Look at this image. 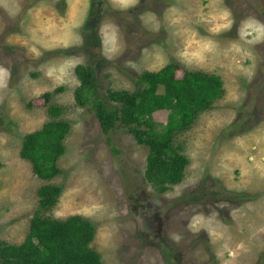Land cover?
Segmentation results:
<instances>
[{
  "label": "rangeland",
  "instance_id": "rangeland-1",
  "mask_svg": "<svg viewBox=\"0 0 264 264\" xmlns=\"http://www.w3.org/2000/svg\"><path fill=\"white\" fill-rule=\"evenodd\" d=\"M245 21L264 24V0H139L127 9L114 0H5L0 242L22 243L40 210L92 222L90 246L103 264H264V39ZM104 32L116 34L114 52ZM172 61L219 75L224 92L175 133L189 164L160 192L146 177L148 146L124 125L105 134L90 105L78 104L75 68L92 64L103 92L132 91L145 70ZM47 91L71 124L50 180L20 155L24 136L52 119L45 101L30 103ZM49 183L62 193L45 210L38 189Z\"/></svg>",
  "mask_w": 264,
  "mask_h": 264
},
{
  "label": "trees",
  "instance_id": "trees-1",
  "mask_svg": "<svg viewBox=\"0 0 264 264\" xmlns=\"http://www.w3.org/2000/svg\"><path fill=\"white\" fill-rule=\"evenodd\" d=\"M75 72L80 80L76 100L79 105H90L102 131L109 134L124 125L140 144L148 146V182L160 192L179 184L189 158L174 146L175 133L189 128L223 94V79L216 74L184 69L181 63L172 61L158 71L145 70L136 79L135 90L103 92L92 64H78ZM63 90L60 86L54 92ZM51 95L47 91L30 102L45 101L52 119L24 136L20 152L31 163L34 174L44 180L60 173L58 160L65 152L64 141L71 129V124L60 118L62 107L49 104ZM61 193L60 185L40 186L39 205L48 210ZM94 237V224L79 214L61 220L39 210L22 243L0 242L1 264H103L101 255L90 246Z\"/></svg>",
  "mask_w": 264,
  "mask_h": 264
},
{
  "label": "clouds",
  "instance_id": "clouds-1",
  "mask_svg": "<svg viewBox=\"0 0 264 264\" xmlns=\"http://www.w3.org/2000/svg\"><path fill=\"white\" fill-rule=\"evenodd\" d=\"M139 2V0H114V3L122 8V9H127L130 6H134ZM5 4V0H0V5ZM230 27V24L227 25ZM244 26L249 28V29H253L256 32V36L255 39L257 41L264 39V24H261L259 21H245L244 22ZM103 31V29H102ZM104 36H105V45L106 46H110L107 48V50L109 52H114L116 50V43H117V36L115 33L109 34L107 32H104ZM67 46V44L65 45ZM7 70L4 68H0V73H5ZM56 69H51L48 73L49 76H51L53 74V72H55ZM59 71L61 73L64 72V68L61 67L59 69Z\"/></svg>",
  "mask_w": 264,
  "mask_h": 264
}]
</instances>
